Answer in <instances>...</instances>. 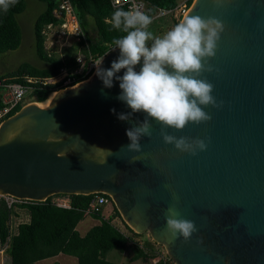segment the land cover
<instances>
[{
    "label": "water",
    "instance_id": "water-1",
    "mask_svg": "<svg viewBox=\"0 0 264 264\" xmlns=\"http://www.w3.org/2000/svg\"><path fill=\"white\" fill-rule=\"evenodd\" d=\"M191 15L224 26L207 61L213 71L199 77L214 85L212 95L223 106L204 108L208 122L167 131L204 140L205 151L192 156L166 145L155 121L151 138L140 140L141 152L121 149L130 144L126 130L145 114L129 122L117 118L131 111L117 99L119 82L104 88L97 76L98 67L109 69L119 58L112 48L87 79L2 122L0 193L44 201L101 192L134 232H148L162 245L173 264H264V0H193L182 19ZM66 152V158L58 155ZM133 157L138 161L131 163ZM173 204L196 225L187 242L172 241L166 231L165 211Z\"/></svg>",
    "mask_w": 264,
    "mask_h": 264
},
{
    "label": "clouds",
    "instance_id": "clouds-1",
    "mask_svg": "<svg viewBox=\"0 0 264 264\" xmlns=\"http://www.w3.org/2000/svg\"><path fill=\"white\" fill-rule=\"evenodd\" d=\"M16 3L17 0H0V9L7 12ZM111 19L113 27L125 35L112 41L113 49L120 51L119 58L112 62L109 69L98 67L97 76L104 88H112L114 79L119 82L120 95L117 99L131 109L128 113L117 114L120 121H132L135 113L145 114L142 122L136 121L135 126L126 130L130 144L121 149L141 152L140 140L142 137L151 138L150 121H155L161 125L160 136L166 145H173L176 150L192 156L205 151L208 145L204 140L177 138L167 129L182 131L189 124L208 122L211 116L204 108L212 106L219 109L223 106V102L217 103L212 95L214 85L207 79L199 78L204 71H213L207 61L216 54L220 35L224 31L223 24L215 18L191 15L185 16L163 35H155L149 30L153 18L145 12L117 9ZM103 59L97 61L99 66ZM141 62L142 67L136 71ZM121 70H124L123 75L118 76ZM111 111L116 112L115 109ZM62 137L56 142L61 143ZM104 151L109 156L114 154L110 150ZM67 154L58 153L65 158ZM136 161L137 158L133 157L131 163ZM165 220L166 231L172 241L183 238L187 242L197 232L195 223L182 218L175 204L166 209Z\"/></svg>",
    "mask_w": 264,
    "mask_h": 264
},
{
    "label": "trees",
    "instance_id": "trees-1",
    "mask_svg": "<svg viewBox=\"0 0 264 264\" xmlns=\"http://www.w3.org/2000/svg\"><path fill=\"white\" fill-rule=\"evenodd\" d=\"M46 3V8L36 18L34 22V44L37 57L44 62L43 66H37L29 62H22L15 69L0 75L3 84L18 82L29 85V94L32 101L42 102L53 91L59 89L60 83L50 84L39 81L28 83L26 76L34 79H42L56 76L61 67L72 68L75 66V56L78 53L76 46L63 51V56L57 54L48 55L43 47V39L40 35L41 27L53 18V8L56 0H40ZM77 17L79 19L83 38L78 43L82 45L80 52L85 56L91 54L94 59L101 58L105 53L114 47V38L121 37L125 33L113 27L112 15L117 9L114 8L110 0H71ZM181 0H147L148 13L155 20L172 18V14L156 16L158 8L172 9ZM193 0H188V5ZM25 8V0H17L15 6L10 7L7 12L0 9V53L15 50L21 42V30L17 22V14ZM175 19V18H174ZM176 20V19H175ZM178 21H174L173 26ZM162 23L160 25H164ZM166 25V24H165ZM150 28V26H149ZM153 28V27H152ZM157 27L154 28L155 35H163ZM73 83L76 84L89 77L82 73L74 74ZM0 85V93L2 90ZM3 104L0 94V109ZM23 106L17 104L7 115L14 114ZM107 196V195H106ZM51 197L44 201L30 202L23 207L29 213L26 222L17 225L16 232L10 234L8 224L10 210L4 204L0 205V241H8L6 249L10 257V264H34L35 262L56 256L59 253L72 255L77 258V264H123L106 259V254L112 249L120 252L130 250L132 252L131 261L153 259L158 255L149 242L138 243L133 236L140 234L134 232L127 224L131 235L121 232L113 223L115 215L119 216L113 202V214L104 215L100 212L86 213L91 194H69L70 208L59 207L51 202ZM90 215L98 219V223L92 225L84 234L78 229V223L86 216ZM59 264V263H53ZM151 264H173L167 254L164 259L160 258Z\"/></svg>",
    "mask_w": 264,
    "mask_h": 264
},
{
    "label": "built area",
    "instance_id": "built-area-1",
    "mask_svg": "<svg viewBox=\"0 0 264 264\" xmlns=\"http://www.w3.org/2000/svg\"><path fill=\"white\" fill-rule=\"evenodd\" d=\"M110 3L114 8L124 7L126 11L139 10L141 12L148 13L147 0H110ZM188 9V0H181L172 9L158 8L156 16L172 14V16L178 20L186 14ZM52 13L53 18L49 22L45 23L40 30V35L43 39V47L49 56L57 54L62 57L64 50L76 46L78 53L75 56V66L72 68L63 66L60 68L59 73L53 77L34 79L26 76L25 78L28 83L36 81L50 84L60 83L59 89H61L74 85L72 84L74 81L72 76L74 74H80L85 71V74L90 76L97 67V61H99L100 58L94 59L91 54L85 56L80 52L82 45H79L78 43L83 38V31L71 0H56V5L54 6ZM67 38H71V40H68ZM68 41H70L69 46L67 45ZM0 85L3 87L0 93L3 104L0 109L1 125L11 110L17 104L23 103L25 94L29 91L30 87L27 84L18 82L3 84L2 79H0ZM68 195L69 194H53L51 195V202L59 207L70 208ZM30 202L37 201L28 198L16 197L6 193H0V205L4 204L6 208L12 212L8 221L10 229L12 228L11 221L13 215L22 211H27V209L23 206ZM111 202V198L108 195L106 196L104 193H91L86 213L100 212L103 210L105 205L111 204ZM7 247L8 241L5 243L0 241V255L6 252ZM157 251L159 253L155 258H153V262H156L160 258L164 259V254H166L165 250Z\"/></svg>",
    "mask_w": 264,
    "mask_h": 264
},
{
    "label": "rangeland",
    "instance_id": "rangeland-1",
    "mask_svg": "<svg viewBox=\"0 0 264 264\" xmlns=\"http://www.w3.org/2000/svg\"><path fill=\"white\" fill-rule=\"evenodd\" d=\"M191 6V5H190ZM189 6V8H190ZM46 8V3L40 0H25V8L24 10L17 14V22L19 24L21 30V42L17 49L10 50L5 53H0V75L5 74L13 69H15L22 62H29L31 64L37 66H43L44 62H42L36 55L35 44H34V22L37 16L44 11ZM183 17V16H182ZM180 17L178 20H175L170 17L164 18V20L159 19L155 20L154 23L156 25L151 24L149 30L154 33V28H158L156 30H160L162 32H167L173 27L174 21L180 22L182 20ZM165 23L164 25H160ZM153 27V28H152ZM71 40V38H67ZM70 41L67 42L69 46ZM100 60V59H99ZM73 86V85H72ZM64 89V88H61ZM58 89V90H61ZM58 90L53 91L54 93L58 92ZM32 96L29 94V91L25 94V99L23 101V106L35 101H32ZM39 103V102H35ZM65 197V196H64ZM103 214L108 216L109 214H113V206L112 204H107L103 207ZM29 213L27 211L19 212L12 217L11 221V229L10 234H14L16 232L17 225L20 222H26L28 220ZM99 221L95 217L90 215H86L77 225V229L81 234H84L92 225L97 224ZM112 223L124 233L129 235L130 232L126 227L125 221L122 219L120 213L119 216L115 215L112 219ZM134 240L138 243L144 244V242H149L154 250H165L162 245L156 243L148 232H144L139 236H133ZM161 248V249H160ZM132 252L130 250H126L120 252L116 249H112L106 254V259L123 263V264H151L154 263L153 259H148L146 261L136 260L131 261ZM77 264V258L72 255H66L63 253H59L56 256L49 257L46 259L39 260L34 264ZM0 264H10L9 254L4 252L0 255Z\"/></svg>",
    "mask_w": 264,
    "mask_h": 264
},
{
    "label": "crops",
    "instance_id": "crops-1",
    "mask_svg": "<svg viewBox=\"0 0 264 264\" xmlns=\"http://www.w3.org/2000/svg\"><path fill=\"white\" fill-rule=\"evenodd\" d=\"M28 219H29V215H28ZM28 221V220H27Z\"/></svg>",
    "mask_w": 264,
    "mask_h": 264
},
{
    "label": "bare ground",
    "instance_id": "bare-ground-1",
    "mask_svg": "<svg viewBox=\"0 0 264 264\" xmlns=\"http://www.w3.org/2000/svg\"><path fill=\"white\" fill-rule=\"evenodd\" d=\"M54 93V92H53ZM56 93H58V92H56ZM41 103V102H40Z\"/></svg>",
    "mask_w": 264,
    "mask_h": 264
}]
</instances>
